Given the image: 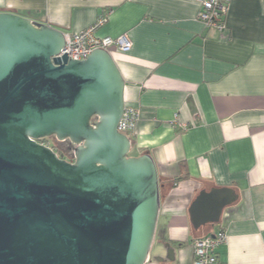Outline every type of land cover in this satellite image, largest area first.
<instances>
[{
  "label": "crops",
  "instance_id": "crops-1",
  "mask_svg": "<svg viewBox=\"0 0 264 264\" xmlns=\"http://www.w3.org/2000/svg\"><path fill=\"white\" fill-rule=\"evenodd\" d=\"M196 0H0L9 12L65 33L106 16L95 36H126L109 51L138 109L133 157L156 166L160 208L145 264H192V242L224 228L220 264H264V0H231L220 33L197 20ZM232 200L214 225L193 228L200 192Z\"/></svg>",
  "mask_w": 264,
  "mask_h": 264
},
{
  "label": "water",
  "instance_id": "water-1",
  "mask_svg": "<svg viewBox=\"0 0 264 264\" xmlns=\"http://www.w3.org/2000/svg\"><path fill=\"white\" fill-rule=\"evenodd\" d=\"M64 33L0 12V264H145L160 208L149 154L117 131L124 81L110 53L57 55ZM72 147L70 161L37 140ZM226 188L200 192L193 228L217 224Z\"/></svg>",
  "mask_w": 264,
  "mask_h": 264
},
{
  "label": "built area",
  "instance_id": "built-area-1",
  "mask_svg": "<svg viewBox=\"0 0 264 264\" xmlns=\"http://www.w3.org/2000/svg\"><path fill=\"white\" fill-rule=\"evenodd\" d=\"M199 11L197 20L207 28H212L220 33L226 30L225 17L231 0H196ZM106 16L100 18L94 25L78 33H65L64 45L60 52L52 58L59 57L66 53L67 60L74 59L84 61L91 54L92 50L104 49L110 51L116 49L122 53L129 52L131 42L126 36L117 38L95 36L97 29L104 24ZM139 120L138 109L124 107L121 118L117 124V131L131 139L136 124ZM227 235L224 228L213 235L197 238L192 242L193 261L192 264H220L217 257V249L225 244Z\"/></svg>",
  "mask_w": 264,
  "mask_h": 264
},
{
  "label": "flooded vegetation",
  "instance_id": "flooded-vegetation-1",
  "mask_svg": "<svg viewBox=\"0 0 264 264\" xmlns=\"http://www.w3.org/2000/svg\"><path fill=\"white\" fill-rule=\"evenodd\" d=\"M37 143L49 147L58 158L70 161V154L72 153V145L68 141L59 142L54 137H47L37 140Z\"/></svg>",
  "mask_w": 264,
  "mask_h": 264
},
{
  "label": "rangeland",
  "instance_id": "rangeland-1",
  "mask_svg": "<svg viewBox=\"0 0 264 264\" xmlns=\"http://www.w3.org/2000/svg\"><path fill=\"white\" fill-rule=\"evenodd\" d=\"M135 155V153H134V151H133V149L131 148V150H130V152H129V157H133Z\"/></svg>",
  "mask_w": 264,
  "mask_h": 264
},
{
  "label": "trees",
  "instance_id": "trees-1",
  "mask_svg": "<svg viewBox=\"0 0 264 264\" xmlns=\"http://www.w3.org/2000/svg\"><path fill=\"white\" fill-rule=\"evenodd\" d=\"M159 179V178H158ZM164 183L163 182H161L160 180H159V185L161 186V185H163Z\"/></svg>",
  "mask_w": 264,
  "mask_h": 264
}]
</instances>
